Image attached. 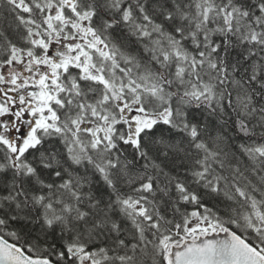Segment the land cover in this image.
I'll return each mask as SVG.
<instances>
[{
	"label": "snow or ice",
	"instance_id": "obj_1",
	"mask_svg": "<svg viewBox=\"0 0 264 264\" xmlns=\"http://www.w3.org/2000/svg\"><path fill=\"white\" fill-rule=\"evenodd\" d=\"M0 264H264V0H0Z\"/></svg>",
	"mask_w": 264,
	"mask_h": 264
}]
</instances>
